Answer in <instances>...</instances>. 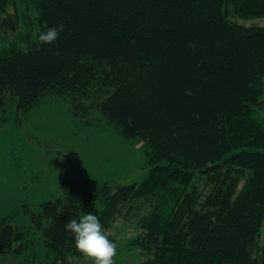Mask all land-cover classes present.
Segmentation results:
<instances>
[{
  "label": "trees",
  "instance_id": "obj_1",
  "mask_svg": "<svg viewBox=\"0 0 264 264\" xmlns=\"http://www.w3.org/2000/svg\"><path fill=\"white\" fill-rule=\"evenodd\" d=\"M16 8L0 0V109L68 99L148 157L130 184L82 177L28 209L48 264L84 257L65 223L89 212L107 232L136 224L140 264H264V25L236 20L264 18V0H30L32 37ZM28 239L0 217V255Z\"/></svg>",
  "mask_w": 264,
  "mask_h": 264
},
{
  "label": "rangeland",
  "instance_id": "obj_2",
  "mask_svg": "<svg viewBox=\"0 0 264 264\" xmlns=\"http://www.w3.org/2000/svg\"><path fill=\"white\" fill-rule=\"evenodd\" d=\"M16 11L26 15L21 29L32 37L30 0H17ZM236 20L264 25V18ZM83 113L68 99L52 96L29 113L10 104L0 109V217L29 231L25 252L0 255V264H48L42 237L31 226L27 211H38L42 202L58 197L64 182L88 177L110 181L115 188L147 172L142 144L126 140L108 126L98 109ZM137 231L131 221H119L108 231L117 243L116 264H140L138 253L126 250ZM261 242L264 245V224ZM75 264L93 262L83 257Z\"/></svg>",
  "mask_w": 264,
  "mask_h": 264
},
{
  "label": "clouds",
  "instance_id": "obj_3",
  "mask_svg": "<svg viewBox=\"0 0 264 264\" xmlns=\"http://www.w3.org/2000/svg\"><path fill=\"white\" fill-rule=\"evenodd\" d=\"M64 27L61 24L39 32V41L44 44L55 43ZM188 47L194 49L195 42L190 41ZM65 229L73 235L76 249L93 264H116L117 243L109 238L108 232L97 215L89 212L79 219H71L65 223ZM71 259L69 257V264H71Z\"/></svg>",
  "mask_w": 264,
  "mask_h": 264
}]
</instances>
